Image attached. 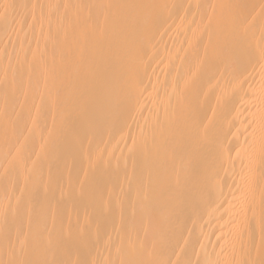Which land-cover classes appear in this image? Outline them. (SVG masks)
I'll list each match as a JSON object with an SVG mask.
<instances>
[{
	"label": "bare ground",
	"instance_id": "6f19581e",
	"mask_svg": "<svg viewBox=\"0 0 264 264\" xmlns=\"http://www.w3.org/2000/svg\"><path fill=\"white\" fill-rule=\"evenodd\" d=\"M0 264H264V0H0Z\"/></svg>",
	"mask_w": 264,
	"mask_h": 264
},
{
	"label": "rangeland",
	"instance_id": "374dc122",
	"mask_svg": "<svg viewBox=\"0 0 264 264\" xmlns=\"http://www.w3.org/2000/svg\"><path fill=\"white\" fill-rule=\"evenodd\" d=\"M208 2V1H207ZM207 4V3H206Z\"/></svg>",
	"mask_w": 264,
	"mask_h": 264
}]
</instances>
